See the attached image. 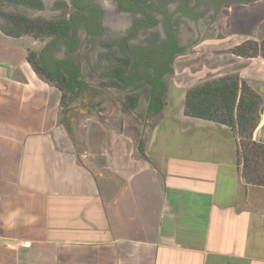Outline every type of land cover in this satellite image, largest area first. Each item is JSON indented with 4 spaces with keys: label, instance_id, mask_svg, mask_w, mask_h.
Masks as SVG:
<instances>
[{
    "label": "crops",
    "instance_id": "0c3cea01",
    "mask_svg": "<svg viewBox=\"0 0 264 264\" xmlns=\"http://www.w3.org/2000/svg\"><path fill=\"white\" fill-rule=\"evenodd\" d=\"M179 21L187 23L176 17L169 25L183 51L174 59L189 53L177 35ZM205 21L187 24L205 31ZM207 40L201 36L193 48ZM37 42L30 50L51 44L35 49ZM81 42L62 47L55 61L73 62L82 79L76 55L96 48L105 81L103 57L118 52L129 64L122 83L131 90L148 81L149 67L120 56L108 33L87 32ZM26 45L23 36L0 32V264H264V186L242 176L238 140L228 127L183 114L192 86L176 85L173 62V73L162 78L161 111L149 113L146 100L142 121L153 124L144 141L86 118L77 142L59 122L61 92L32 70ZM236 45L228 48L236 66L195 67L193 86L238 74L262 99L252 140L264 145V58L236 57L230 53ZM94 89L95 97L102 88ZM94 97L86 113L94 111Z\"/></svg>",
    "mask_w": 264,
    "mask_h": 264
},
{
    "label": "trees",
    "instance_id": "16d2710c",
    "mask_svg": "<svg viewBox=\"0 0 264 264\" xmlns=\"http://www.w3.org/2000/svg\"><path fill=\"white\" fill-rule=\"evenodd\" d=\"M257 0H248L254 2ZM12 3L27 9L41 11V0H0V3ZM58 5H65L60 2ZM0 19L6 27H0V32L8 37H32L34 40L49 39L59 42L71 34V25L67 18L47 20L43 18H29L23 14H4L0 12ZM89 35H95L87 30ZM49 46V45H48ZM46 46L40 52L28 50L27 62L32 70L47 83L52 84L61 92V112L66 110L67 104L76 98L83 90L84 81L81 79L80 68L70 61L51 62L45 54ZM111 45L106 43L105 47ZM175 43L171 44L172 55L166 67H153L148 64V81L142 87L131 89L122 83V75L129 71L128 61L124 58H115L106 54L103 60L108 65L104 73L105 81L99 82L102 89L115 88L126 90L123 112H133L137 108L140 93L145 94L147 111L158 114L164 106L165 82L162 78L173 73L172 62L176 55L182 54L181 49L173 50ZM230 53L243 59L261 56L264 58V37L260 42L246 40L230 49ZM138 90V91H137ZM137 93H134V92ZM262 103L260 96L238 74H227L216 79L188 88L183 100V114L189 118L210 121L228 127L238 140V163L242 167L244 179L255 185L264 186V145L252 140L259 111ZM66 131L71 135L69 124L65 118L59 119ZM139 152L142 154L141 149Z\"/></svg>",
    "mask_w": 264,
    "mask_h": 264
},
{
    "label": "rangeland",
    "instance_id": "374dc122",
    "mask_svg": "<svg viewBox=\"0 0 264 264\" xmlns=\"http://www.w3.org/2000/svg\"><path fill=\"white\" fill-rule=\"evenodd\" d=\"M248 0H233L232 4L228 5L227 9L217 14L215 13L204 22L205 31L202 29H192L186 22L177 23V35L181 41V47L189 49L188 55L174 59L173 64L177 70V75L173 77L176 85L181 88L193 86L196 81L195 67L206 65H220L219 71H229L236 64L234 58L228 53V48L248 39L259 41L264 37V0H257L254 3L248 4ZM60 0H45L44 7L41 11L27 9L12 3H0V12L4 14H23L29 18H43L47 20L64 19L69 13V9L65 5H58ZM229 8V9H228ZM5 22V21H4ZM2 19H0V27H6ZM204 31V32H202ZM201 32L203 34H201ZM207 38L208 40L202 43L201 46L194 47L197 39ZM26 42V47L32 51L33 38L23 36ZM224 38V40H218ZM81 39V36H80ZM258 41V42H259ZM49 42V39H43L37 42L35 49L44 47ZM87 46V44L85 45ZM87 48V47H86ZM82 48L80 53L76 55L78 63L82 65L84 85H87L85 90L89 88H98L99 74L105 70L104 66L98 64L97 56L100 53L98 49ZM101 54V53H100ZM99 54V55H100ZM115 58L118 57V52L112 54ZM229 65V66H228ZM226 66V68H224ZM170 82V80H167ZM167 82V83H168ZM173 82V81H172ZM98 96L91 99L90 107L93 112L89 111L88 100L90 96L81 92L76 98H73L68 104L65 111L60 113V120L65 118L69 124V128L74 131L73 138L78 142L85 133L83 124L79 123L80 119H86L89 123L98 122L103 124L107 129L115 128L124 133V135L133 141H144L148 136L149 127L153 124L146 122L143 119L146 97L140 93L139 104L136 108V114L123 113L125 103V94L115 92L112 88L106 90H98ZM85 92V91H84ZM174 105H177V100L174 99ZM173 105V106H174ZM172 106V105H171ZM70 109V110H68ZM86 114V117L80 115ZM153 119V117H149ZM150 119V120H151ZM85 124V123H84ZM80 149V148H78Z\"/></svg>",
    "mask_w": 264,
    "mask_h": 264
},
{
    "label": "flooded vegetation",
    "instance_id": "af4514ba",
    "mask_svg": "<svg viewBox=\"0 0 264 264\" xmlns=\"http://www.w3.org/2000/svg\"><path fill=\"white\" fill-rule=\"evenodd\" d=\"M43 5L45 0H41ZM69 9L67 20L71 34L59 42H52L45 56L51 62L62 47L75 49L82 45L80 36L87 30L108 33L117 40L120 56L130 57L133 65L144 69L148 63L168 65L173 50L180 48L169 25L176 17L187 23L201 24L227 9L233 0H60ZM238 1V0H237ZM74 2V6L72 5ZM175 26L171 30H175ZM176 31V30H175ZM121 50V51H120ZM153 58V59H152ZM82 92L94 97L95 89ZM85 91V92H84ZM88 105V104H87Z\"/></svg>",
    "mask_w": 264,
    "mask_h": 264
},
{
    "label": "water",
    "instance_id": "95a60500",
    "mask_svg": "<svg viewBox=\"0 0 264 264\" xmlns=\"http://www.w3.org/2000/svg\"><path fill=\"white\" fill-rule=\"evenodd\" d=\"M72 5L74 6V2H72ZM84 88H87V85H84ZM96 92V91H95ZM96 95V94H95ZM70 110V109H68Z\"/></svg>",
    "mask_w": 264,
    "mask_h": 264
}]
</instances>
